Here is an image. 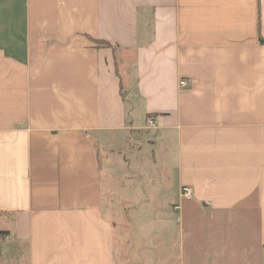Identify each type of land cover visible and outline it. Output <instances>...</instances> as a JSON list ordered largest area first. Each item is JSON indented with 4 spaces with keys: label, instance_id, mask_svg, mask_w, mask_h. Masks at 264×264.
Returning <instances> with one entry per match:
<instances>
[{
    "label": "crops",
    "instance_id": "1",
    "mask_svg": "<svg viewBox=\"0 0 264 264\" xmlns=\"http://www.w3.org/2000/svg\"><path fill=\"white\" fill-rule=\"evenodd\" d=\"M0 264H264V0H0Z\"/></svg>",
    "mask_w": 264,
    "mask_h": 264
},
{
    "label": "built area",
    "instance_id": "2",
    "mask_svg": "<svg viewBox=\"0 0 264 264\" xmlns=\"http://www.w3.org/2000/svg\"><path fill=\"white\" fill-rule=\"evenodd\" d=\"M180 84H181L182 87H186L187 86V82H185V81H182ZM154 124H155V122L153 120H151V119L148 120V125L149 126H154ZM180 196H181V198L187 199V200H191V199L194 198L193 191L190 188H188V187H182L181 188Z\"/></svg>",
    "mask_w": 264,
    "mask_h": 264
},
{
    "label": "rangeland",
    "instance_id": "3",
    "mask_svg": "<svg viewBox=\"0 0 264 264\" xmlns=\"http://www.w3.org/2000/svg\"><path fill=\"white\" fill-rule=\"evenodd\" d=\"M128 144H130V143L128 142ZM124 153H125V156H128V157H129V159L132 158V157L130 156L129 147H128V148L125 147V151H124ZM140 175H141V177H142V176L147 175V174H140ZM146 179H147V178H145L144 180L146 181ZM142 181H143V180H141V182H142ZM141 182H140V183H141ZM141 185H142V184H141Z\"/></svg>",
    "mask_w": 264,
    "mask_h": 264
},
{
    "label": "trees",
    "instance_id": "4",
    "mask_svg": "<svg viewBox=\"0 0 264 264\" xmlns=\"http://www.w3.org/2000/svg\"><path fill=\"white\" fill-rule=\"evenodd\" d=\"M102 45V47H105V46H107V44H101ZM118 72V71H117Z\"/></svg>",
    "mask_w": 264,
    "mask_h": 264
}]
</instances>
